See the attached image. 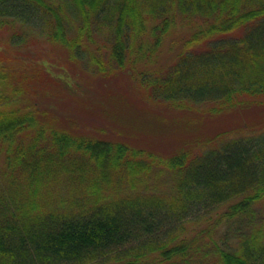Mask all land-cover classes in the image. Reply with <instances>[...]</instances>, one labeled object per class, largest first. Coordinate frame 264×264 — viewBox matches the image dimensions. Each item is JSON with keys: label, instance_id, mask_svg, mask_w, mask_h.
<instances>
[{"label": "trees", "instance_id": "1", "mask_svg": "<svg viewBox=\"0 0 264 264\" xmlns=\"http://www.w3.org/2000/svg\"><path fill=\"white\" fill-rule=\"evenodd\" d=\"M0 264H264V0H0Z\"/></svg>", "mask_w": 264, "mask_h": 264}, {"label": "rangeland", "instance_id": "2", "mask_svg": "<svg viewBox=\"0 0 264 264\" xmlns=\"http://www.w3.org/2000/svg\"><path fill=\"white\" fill-rule=\"evenodd\" d=\"M59 60V59H58ZM60 62V61H59ZM72 68V67H71ZM73 69V68H72ZM79 69V68H78ZM68 72L67 74H65V77L69 80V82H71L73 85L76 84V82H79V80L81 81V83H86V84H91V87H97L98 85H101L103 83H112L113 84V87H115V90L116 91H121V90H124V93L127 94L128 97L130 96H133V91H132V88L131 86H128V82L129 80L127 79V77H124V76H121L123 74H117V75H112L110 78L106 79V78H97V75H91L89 73H81L80 71H77V68L73 69V71L71 69H68ZM72 73V74H71ZM93 74V73H92ZM113 77V78H112ZM65 78V79H66ZM111 79H114V80H111ZM102 80V82L100 81ZM100 83V84H99ZM90 86V85H89ZM97 90H95L94 92H96ZM68 101V100H67ZM65 103H66V100H65ZM73 103V102H71ZM130 104V103H128ZM76 105V104H74ZM60 108L63 110H65L66 112L69 110L67 106L64 105V101L60 103ZM63 106V107H61ZM79 105H77L78 107ZM82 109H85L86 106H84V104H82ZM75 108V107H74ZM77 109V108H76ZM78 110H80L78 108ZM85 112V111H84ZM260 112L261 111H252L253 114H255L256 116H258L259 118L260 117ZM79 114V113H78ZM91 117V116H90ZM96 118V116H94ZM244 118V117H243ZM92 119V118H90ZM99 120V119H97ZM96 123H99V124H103L104 121L101 119L99 120L98 122H93V124H96ZM141 123V122H140ZM96 126V125H95ZM168 129V128H167ZM170 132V131H168ZM163 135L166 136V134L164 133ZM178 143H173L171 145H164V146H161V147H164V150L163 151H166L165 154H169L168 152L169 151H173V149L176 147Z\"/></svg>", "mask_w": 264, "mask_h": 264}]
</instances>
